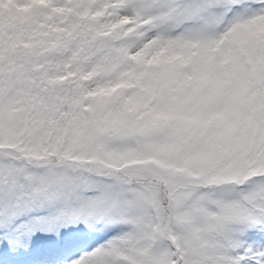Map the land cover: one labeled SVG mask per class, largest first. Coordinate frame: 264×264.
<instances>
[{
  "label": "snow or ice",
  "instance_id": "obj_1",
  "mask_svg": "<svg viewBox=\"0 0 264 264\" xmlns=\"http://www.w3.org/2000/svg\"><path fill=\"white\" fill-rule=\"evenodd\" d=\"M0 264H264V0H0Z\"/></svg>",
  "mask_w": 264,
  "mask_h": 264
}]
</instances>
